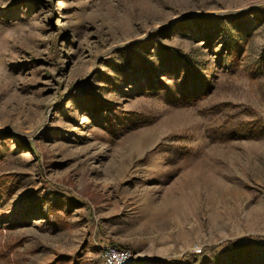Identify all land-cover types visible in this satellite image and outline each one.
<instances>
[{
    "label": "rangeland",
    "instance_id": "1",
    "mask_svg": "<svg viewBox=\"0 0 264 264\" xmlns=\"http://www.w3.org/2000/svg\"><path fill=\"white\" fill-rule=\"evenodd\" d=\"M168 52L194 70L130 71ZM0 222V264H227L264 239V0H0Z\"/></svg>",
    "mask_w": 264,
    "mask_h": 264
},
{
    "label": "trees",
    "instance_id": "2",
    "mask_svg": "<svg viewBox=\"0 0 264 264\" xmlns=\"http://www.w3.org/2000/svg\"><path fill=\"white\" fill-rule=\"evenodd\" d=\"M258 10H255L257 12ZM254 12V11H253ZM230 17V16H229ZM222 17L219 18V22L224 23L226 20L234 22V20L237 21V26L240 28H245V25H243V21L247 18L245 16L242 17ZM200 22H205L203 24L206 25H201L204 26L205 28H208L207 31H211L214 25L217 23H213L215 21H211L209 19H206L204 21L198 20ZM249 36V32H245L244 38L240 40V37H230L227 42L224 44V51L225 54H228V58L230 59L231 63H237V61H240V59L243 57V51L244 47L247 43V39ZM144 48V46H142ZM179 57V56H178ZM178 57H176L173 53L168 52L164 53V57L161 59V66L158 67L157 69L153 68L152 66L149 65V62H147L145 57L139 56V55H133L134 61L137 62L136 68H130V71H140L143 76H148L150 74H154V72H157L163 68L166 69H174V70H179L182 67H186L189 70H194L193 67H187V63L184 58L183 61H181ZM131 59V58H130ZM152 67V68H151ZM254 68V73L260 72L262 69L261 66H257V63L253 65ZM191 72V71H189ZM0 227H1V222H0ZM226 249L231 248L227 253L225 252L223 254L220 253L218 258H223L226 261L227 264H264V239H257L256 237H251V236H245L243 238L236 239L234 241H229L226 242ZM225 249V250H226ZM253 253V254H252ZM180 264H186L185 262H180Z\"/></svg>",
    "mask_w": 264,
    "mask_h": 264
},
{
    "label": "built area",
    "instance_id": "3",
    "mask_svg": "<svg viewBox=\"0 0 264 264\" xmlns=\"http://www.w3.org/2000/svg\"><path fill=\"white\" fill-rule=\"evenodd\" d=\"M134 254L127 248L113 247L106 250L102 264H131Z\"/></svg>",
    "mask_w": 264,
    "mask_h": 264
}]
</instances>
